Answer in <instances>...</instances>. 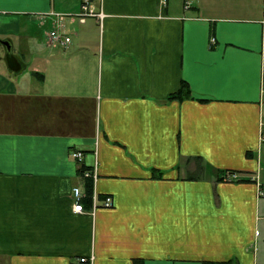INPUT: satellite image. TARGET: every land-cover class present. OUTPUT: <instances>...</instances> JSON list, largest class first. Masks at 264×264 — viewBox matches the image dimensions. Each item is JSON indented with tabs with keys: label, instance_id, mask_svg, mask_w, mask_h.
I'll use <instances>...</instances> for the list:
<instances>
[{
	"label": "crops",
	"instance_id": "0c3cea01",
	"mask_svg": "<svg viewBox=\"0 0 264 264\" xmlns=\"http://www.w3.org/2000/svg\"><path fill=\"white\" fill-rule=\"evenodd\" d=\"M80 3L0 0V264H264V0Z\"/></svg>",
	"mask_w": 264,
	"mask_h": 264
},
{
	"label": "built area",
	"instance_id": "2783aa9c",
	"mask_svg": "<svg viewBox=\"0 0 264 264\" xmlns=\"http://www.w3.org/2000/svg\"><path fill=\"white\" fill-rule=\"evenodd\" d=\"M93 0H81L80 3V9L78 13L75 14L76 17H78L79 21H84L86 17L88 16H94L97 20H102L104 13L102 10H95L92 6ZM192 0H183V7L189 8L191 6ZM48 14H53L58 19L55 20L54 27L48 31L46 36L52 41V42H59L62 46H66L68 42L70 41V36L64 31L63 22L60 19L61 16L64 14L58 13V12H50ZM66 16V15H64ZM213 41V39H211ZM264 139V137H263ZM71 156L77 161L81 162L83 158V153L80 150H73L71 152ZM81 174L85 177L91 178L93 181L96 180V171L91 169H82ZM236 178V175L234 173H227L225 175V179ZM260 186V185H259ZM263 189H259V194L263 195ZM72 194L74 198V203L72 206V210L74 212H82L84 207L82 204V200L85 198H90L91 200V206L94 210L98 204V198L95 191L92 190L90 194H87V192L82 191L78 186H74L72 188ZM112 204V198L110 196H105L102 200V206H110ZM78 264H93V258L91 255H82L78 257Z\"/></svg>",
	"mask_w": 264,
	"mask_h": 264
},
{
	"label": "trees",
	"instance_id": "16d2710c",
	"mask_svg": "<svg viewBox=\"0 0 264 264\" xmlns=\"http://www.w3.org/2000/svg\"><path fill=\"white\" fill-rule=\"evenodd\" d=\"M188 91H189L188 87L183 83V84H181L180 88L176 92L172 93L171 96H174V97L186 96L188 94ZM83 167H85V166H81L80 170L84 169ZM85 188H86L87 194H90L91 193V184H90L89 181L86 182ZM89 200H90V198H88V197L83 199L84 202L85 201L89 202ZM203 264H232V262L229 261V260L228 261H210V260H205L203 262Z\"/></svg>",
	"mask_w": 264,
	"mask_h": 264
},
{
	"label": "rangeland",
	"instance_id": "374dc122",
	"mask_svg": "<svg viewBox=\"0 0 264 264\" xmlns=\"http://www.w3.org/2000/svg\"><path fill=\"white\" fill-rule=\"evenodd\" d=\"M263 188H264V186H263ZM263 192H264V189H263ZM263 195H264V193H263Z\"/></svg>",
	"mask_w": 264,
	"mask_h": 264
}]
</instances>
